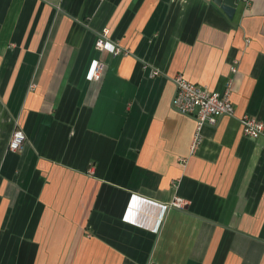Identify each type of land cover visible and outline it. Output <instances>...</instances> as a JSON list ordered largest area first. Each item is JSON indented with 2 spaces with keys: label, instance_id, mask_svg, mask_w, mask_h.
Wrapping results in <instances>:
<instances>
[{
  "label": "crops",
  "instance_id": "1",
  "mask_svg": "<svg viewBox=\"0 0 264 264\" xmlns=\"http://www.w3.org/2000/svg\"><path fill=\"white\" fill-rule=\"evenodd\" d=\"M236 4L0 0V264H264V133L238 120L264 122V0ZM104 29L127 53L94 49ZM177 74L232 81L193 152Z\"/></svg>",
  "mask_w": 264,
  "mask_h": 264
},
{
  "label": "built area",
  "instance_id": "2",
  "mask_svg": "<svg viewBox=\"0 0 264 264\" xmlns=\"http://www.w3.org/2000/svg\"><path fill=\"white\" fill-rule=\"evenodd\" d=\"M244 2L248 4V0H244ZM93 47L98 51L107 49L113 55L127 53L118 44L110 40L106 29L97 33ZM101 68L102 63L100 61H93L89 71V77L94 79L98 78ZM230 70L236 72V67H230ZM152 73L156 75L158 71L154 69ZM172 81L175 84V93L172 99L173 109L181 114L192 117L196 121V132L190 146V150L193 152L201 141V127L204 125H216L219 117L234 116V106L231 100L232 81L229 79L222 93L193 83L187 80L182 74L175 75ZM238 120L245 136L257 138L264 133V122L259 118L249 114H243ZM25 138L24 132L15 122V126L7 141L6 150L20 152ZM186 203L184 198L176 195L168 204V207L183 209Z\"/></svg>",
  "mask_w": 264,
  "mask_h": 264
},
{
  "label": "water",
  "instance_id": "3",
  "mask_svg": "<svg viewBox=\"0 0 264 264\" xmlns=\"http://www.w3.org/2000/svg\"><path fill=\"white\" fill-rule=\"evenodd\" d=\"M216 6H218L224 14L232 19L237 7L236 0H211Z\"/></svg>",
  "mask_w": 264,
  "mask_h": 264
}]
</instances>
